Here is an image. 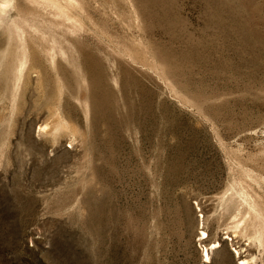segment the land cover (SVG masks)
I'll use <instances>...</instances> for the list:
<instances>
[{
    "label": "rangeland",
    "instance_id": "obj_1",
    "mask_svg": "<svg viewBox=\"0 0 264 264\" xmlns=\"http://www.w3.org/2000/svg\"><path fill=\"white\" fill-rule=\"evenodd\" d=\"M0 264H264V0H0Z\"/></svg>",
    "mask_w": 264,
    "mask_h": 264
},
{
    "label": "bare ground",
    "instance_id": "obj_2",
    "mask_svg": "<svg viewBox=\"0 0 264 264\" xmlns=\"http://www.w3.org/2000/svg\"><path fill=\"white\" fill-rule=\"evenodd\" d=\"M199 235H202V238L205 237L206 233L205 231H201ZM218 242H213L212 245L210 247H207L206 249L204 248V256L206 257V259L209 258V254L210 252H208L209 249H213L216 245H217ZM217 247V246H216ZM244 258V257H243ZM243 258H240L241 261H243Z\"/></svg>",
    "mask_w": 264,
    "mask_h": 264
}]
</instances>
